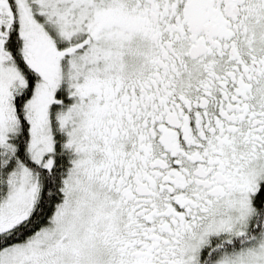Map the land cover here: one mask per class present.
<instances>
[{
  "label": "snow or ice",
  "instance_id": "snow-or-ice-1",
  "mask_svg": "<svg viewBox=\"0 0 264 264\" xmlns=\"http://www.w3.org/2000/svg\"><path fill=\"white\" fill-rule=\"evenodd\" d=\"M0 264H264V0H0Z\"/></svg>",
  "mask_w": 264,
  "mask_h": 264
}]
</instances>
